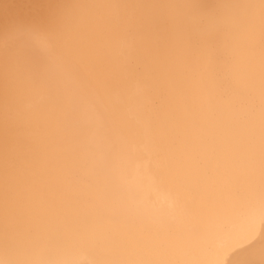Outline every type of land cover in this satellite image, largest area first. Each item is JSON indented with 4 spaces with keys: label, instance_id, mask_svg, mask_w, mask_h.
Wrapping results in <instances>:
<instances>
[{
    "label": "bare ground",
    "instance_id": "bare-ground-1",
    "mask_svg": "<svg viewBox=\"0 0 264 264\" xmlns=\"http://www.w3.org/2000/svg\"><path fill=\"white\" fill-rule=\"evenodd\" d=\"M0 264H264L261 0H0Z\"/></svg>",
    "mask_w": 264,
    "mask_h": 264
},
{
    "label": "snow or ice",
    "instance_id": "snow-or-ice-1",
    "mask_svg": "<svg viewBox=\"0 0 264 264\" xmlns=\"http://www.w3.org/2000/svg\"><path fill=\"white\" fill-rule=\"evenodd\" d=\"M262 8H264V0H261ZM14 159L10 156H6L5 159V178L3 185V201H4V211L6 218L12 217L16 208L14 205V195H13V181H12V170L14 168ZM10 226V225H6Z\"/></svg>",
    "mask_w": 264,
    "mask_h": 264
}]
</instances>
